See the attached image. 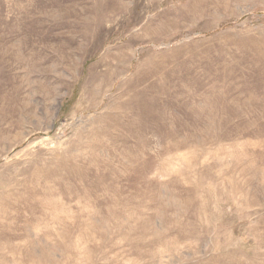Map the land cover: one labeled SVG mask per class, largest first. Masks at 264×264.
<instances>
[{"label": "rangeland", "instance_id": "obj_1", "mask_svg": "<svg viewBox=\"0 0 264 264\" xmlns=\"http://www.w3.org/2000/svg\"><path fill=\"white\" fill-rule=\"evenodd\" d=\"M0 264H264V0H0Z\"/></svg>", "mask_w": 264, "mask_h": 264}]
</instances>
